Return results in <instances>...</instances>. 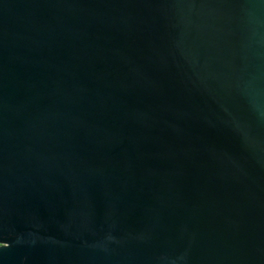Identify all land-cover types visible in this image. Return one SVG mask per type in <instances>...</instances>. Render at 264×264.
Instances as JSON below:
<instances>
[{
    "label": "water",
    "instance_id": "1",
    "mask_svg": "<svg viewBox=\"0 0 264 264\" xmlns=\"http://www.w3.org/2000/svg\"><path fill=\"white\" fill-rule=\"evenodd\" d=\"M0 264H264V0H0Z\"/></svg>",
    "mask_w": 264,
    "mask_h": 264
}]
</instances>
